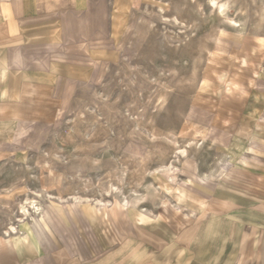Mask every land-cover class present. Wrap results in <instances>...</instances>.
I'll return each mask as SVG.
<instances>
[{
  "label": "rangeland",
  "instance_id": "374dc122",
  "mask_svg": "<svg viewBox=\"0 0 264 264\" xmlns=\"http://www.w3.org/2000/svg\"><path fill=\"white\" fill-rule=\"evenodd\" d=\"M225 1L220 16L209 0H111L109 37L78 49L52 79L54 96L34 91L2 129L0 251L45 242L18 221L34 192L58 209L65 223L51 227L62 237L90 230L96 207L154 205L179 175L235 157L230 137L248 136L244 122L264 114V0ZM10 225L18 233L6 245Z\"/></svg>",
  "mask_w": 264,
  "mask_h": 264
},
{
  "label": "crops",
  "instance_id": "0c3cea01",
  "mask_svg": "<svg viewBox=\"0 0 264 264\" xmlns=\"http://www.w3.org/2000/svg\"><path fill=\"white\" fill-rule=\"evenodd\" d=\"M110 17L111 0H0V145L31 93L54 96L62 65L109 37ZM262 115L230 137L238 151L224 167L179 175L154 205L96 207L90 230L7 247L0 264H264Z\"/></svg>",
  "mask_w": 264,
  "mask_h": 264
},
{
  "label": "bare ground",
  "instance_id": "6f19581e",
  "mask_svg": "<svg viewBox=\"0 0 264 264\" xmlns=\"http://www.w3.org/2000/svg\"><path fill=\"white\" fill-rule=\"evenodd\" d=\"M209 0L211 7L217 10V13L220 16H225L226 12L228 10V5L225 0ZM230 24L231 27L234 28L236 35L240 36L242 35V30L239 27L240 25L237 23L236 20L230 19ZM229 23V22H228ZM229 24V25H230ZM179 157H184L186 158V150L185 149H180L179 150ZM169 183V182H168ZM170 184V183H169ZM33 197H26L24 201L21 202V204L18 206V213H19V220L21 222H28L31 228V232L33 231L34 235L39 241H44V239H49L50 231L51 233L55 234L54 229L57 231V227L55 225L54 217L59 218L64 222L62 219L58 209L50 202H48L47 205L43 204L41 199L44 198V196L40 192H34ZM47 198V197H46ZM45 198V199H46ZM48 198H53L50 194H48ZM124 202L127 204V198L123 199ZM81 201V198L74 197L71 202L74 204H78ZM83 202V201H82ZM97 203L96 205L101 206L105 202H102L101 200H95ZM95 205V206H96ZM81 214L83 217H85L84 211L81 208ZM76 218V217H75ZM65 223V222H64ZM53 225V228L51 227ZM66 226V225H65ZM6 236L8 239H3V242L6 244H11L12 242V235H15L18 233L17 229L15 228L14 225H10V228L5 230ZM19 240H26V237L23 236L22 238H18Z\"/></svg>",
  "mask_w": 264,
  "mask_h": 264
}]
</instances>
